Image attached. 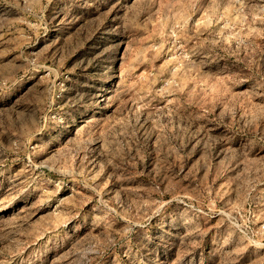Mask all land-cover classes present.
Here are the masks:
<instances>
[{
  "label": "rangeland",
  "instance_id": "1",
  "mask_svg": "<svg viewBox=\"0 0 264 264\" xmlns=\"http://www.w3.org/2000/svg\"><path fill=\"white\" fill-rule=\"evenodd\" d=\"M0 264H264V0H0Z\"/></svg>",
  "mask_w": 264,
  "mask_h": 264
}]
</instances>
